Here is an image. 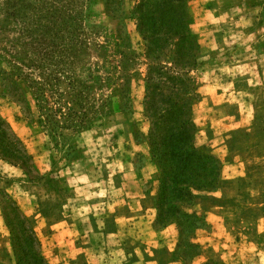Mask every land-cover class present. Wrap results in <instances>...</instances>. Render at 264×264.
Instances as JSON below:
<instances>
[{
    "label": "rangeland",
    "instance_id": "1",
    "mask_svg": "<svg viewBox=\"0 0 264 264\" xmlns=\"http://www.w3.org/2000/svg\"><path fill=\"white\" fill-rule=\"evenodd\" d=\"M44 263L264 264V0H0V264Z\"/></svg>",
    "mask_w": 264,
    "mask_h": 264
},
{
    "label": "trees",
    "instance_id": "2",
    "mask_svg": "<svg viewBox=\"0 0 264 264\" xmlns=\"http://www.w3.org/2000/svg\"><path fill=\"white\" fill-rule=\"evenodd\" d=\"M4 124L6 125V126H8L9 127V125L6 123V122H4ZM15 141H17V139H15ZM24 153H25V151H23ZM25 155V154H24ZM17 215H19V218H20V221L21 222H23V223H26V224H30V222H29V219H27L23 214H17ZM31 227V226H30ZM30 232L32 233V234H34V231L32 230V228H30ZM11 234H12V236H11V239L12 240H15V238H14V234L12 233V231H11ZM33 239V238H32ZM36 238L34 237V240H35ZM16 254V253H15ZM45 264V263H44Z\"/></svg>",
    "mask_w": 264,
    "mask_h": 264
}]
</instances>
